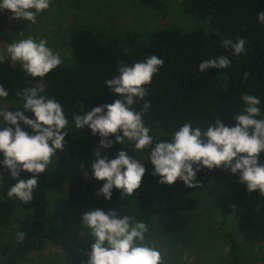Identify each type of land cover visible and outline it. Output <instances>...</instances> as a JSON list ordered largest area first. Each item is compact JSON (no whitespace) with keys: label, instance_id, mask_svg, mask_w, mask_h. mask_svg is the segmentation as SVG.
Segmentation results:
<instances>
[{"label":"trees","instance_id":"trees-1","mask_svg":"<svg viewBox=\"0 0 264 264\" xmlns=\"http://www.w3.org/2000/svg\"><path fill=\"white\" fill-rule=\"evenodd\" d=\"M136 1L157 9L167 5V0ZM178 1L184 14L203 21L208 27L192 31L158 29L151 33L147 43H138L135 36L120 40L102 37L89 29H72L69 47L73 65H59L43 78L27 75L31 82L25 89L36 85L41 95L61 104L69 122L65 129L69 135L65 138V149L57 150L45 172L40 174L33 199L25 203L12 198L9 214L15 229L14 233H8L9 230L3 233L0 229V264H24L32 253L41 257L49 245L73 247L76 243L68 264H86L92 241L80 217L97 208L106 212L116 208L120 215L143 221L148 227L146 240L159 239L160 244L169 240L185 242L187 247L194 242L198 247L205 245L209 234L200 228L198 209L203 203L194 194L197 188H187L180 181L171 186L160 184L159 177L152 175L153 165L148 161L152 146L137 152L132 143L117 144L115 137H110L114 146L100 149L101 154L111 159L123 148L129 156L145 163L146 173L141 187L131 197L121 198L115 189L111 201L97 196L103 182L92 180L90 172L100 138L87 128L75 129L73 121L75 115L121 98L104 87L106 79L118 75L121 62L132 65L151 55L164 61L146 85L145 100L150 102V109L142 118L155 142L170 140L185 122L206 128L219 119L233 126L235 115L245 107L241 99L244 94L259 97L262 110L259 118H264V25L256 15L264 11V0ZM238 38L248 43L246 52L236 56L221 41ZM221 55L230 59L228 68L204 73L198 70L201 61ZM143 103L135 105L136 109L140 110ZM15 110H23L22 100L8 111ZM22 128L31 134V129L23 125ZM261 163H264V153ZM30 175L22 172L20 179L26 180ZM0 177V182L12 185L17 182L5 168H0ZM198 180L204 185L221 186V191H228L230 199L247 202V206L249 199H261L256 209L248 207L237 212L231 225L237 238H233L234 243L231 241L233 249L227 254V264L247 263L246 259L254 257L250 251L236 257L233 250L264 246V196L258 191L249 193L237 182L236 176L224 169H203L198 173ZM21 232L23 240L17 235ZM220 236L225 240L231 238V234ZM79 238L83 241L77 242Z\"/></svg>","mask_w":264,"mask_h":264},{"label":"clouds","instance_id":"clouds-1","mask_svg":"<svg viewBox=\"0 0 264 264\" xmlns=\"http://www.w3.org/2000/svg\"><path fill=\"white\" fill-rule=\"evenodd\" d=\"M50 4L51 0H0V11L11 12L12 19L35 22ZM256 15L264 25V11ZM221 43L239 56L246 52L248 41L223 39ZM6 57L33 78L47 76L62 63L59 54L47 46V40L36 41L32 37L5 43V48L0 50V63ZM163 64L155 55L132 65L121 62L118 75L104 81V87L121 98L73 117L75 129L87 128L100 138L90 172L92 180L103 182L97 196L111 201L115 189L121 198L131 197L141 187L146 173L145 163L129 156L123 148L111 159L101 154L100 149L114 146L110 139L113 136L115 143L128 141L137 152L152 146L148 161L153 165L152 175L159 177L160 184L171 186L180 181L187 188H201L198 173L203 169H224L236 176L249 193L258 191L264 196V163H261L264 118H259L262 116L259 97L248 94L241 97L245 107L235 115L233 126L219 119L206 128L185 122L170 140L155 142L142 118L150 109V102L145 100L146 85ZM230 64V59L221 55L201 61L198 70L201 73L221 70ZM5 97L8 92L0 85V98ZM20 100L23 110L8 111L0 107V156L3 157L0 168L7 169L17 181L9 188L8 198L27 203L33 199L39 176L51 158L57 150L65 149V138L69 135L65 129L69 122L61 104L41 95L36 87L24 90ZM140 101H144L143 107L137 110L135 105ZM29 112L31 116L26 115ZM22 125L31 129V134ZM22 172L31 175L26 180L20 179ZM80 218L92 241L86 264H161V253L144 243L148 227L143 221L120 215L116 208L107 212L97 208ZM17 235L24 239V233Z\"/></svg>","mask_w":264,"mask_h":264},{"label":"rangeland","instance_id":"rangeland-1","mask_svg":"<svg viewBox=\"0 0 264 264\" xmlns=\"http://www.w3.org/2000/svg\"><path fill=\"white\" fill-rule=\"evenodd\" d=\"M206 27L208 25L203 21L184 14L178 0H167L166 7L159 9L144 6L136 0H51L50 8L39 14L35 22L12 19L11 12L0 11V50L5 48V43L10 44L28 37L36 41L44 39L47 40V46L61 57V66H72L74 59L69 47L72 29H89L102 37H115L120 40L135 36L138 43H147L151 33L158 29L192 31ZM30 82L21 66L13 65L6 57L5 62L0 63V85L4 86L8 97L0 98V107L9 110L20 100L26 90L25 86ZM35 87L36 85L28 88ZM11 186L9 182H0V229L3 233L8 230V233H14L15 229L9 214L12 198L7 196ZM220 188L222 187L218 185L212 187L202 184V187L194 192L203 203L202 208L198 209L200 228H205L209 234L203 247H198L195 242L191 247H187L185 242H182L183 245L169 240L160 244L159 239H145L147 246L155 247L161 253V264H227V254L232 248L231 241L237 238L236 231L231 227L234 216L241 209H256L261 199H249L248 206L247 202H241V205L239 199H230V196H227L228 191H221ZM222 233L231 234V238L223 239L220 236ZM5 239L2 238L3 241ZM82 241L83 239L79 238L77 242ZM75 245H49L41 257L32 253L24 264H68L67 259L74 253ZM205 247L208 248L204 249ZM233 251L236 257L246 251L254 255L246 259L247 263L242 264H264V246L244 247Z\"/></svg>","mask_w":264,"mask_h":264}]
</instances>
